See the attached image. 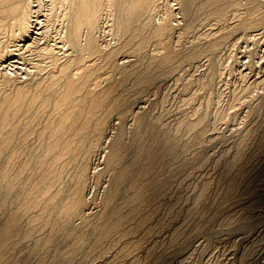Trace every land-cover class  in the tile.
I'll list each match as a JSON object with an SVG mask.
<instances>
[{
    "label": "bare ground",
    "instance_id": "bare-ground-1",
    "mask_svg": "<svg viewBox=\"0 0 264 264\" xmlns=\"http://www.w3.org/2000/svg\"><path fill=\"white\" fill-rule=\"evenodd\" d=\"M40 1L0 0V264L57 238L64 258L95 230L110 242L87 261L119 243L104 264H220L203 256L226 239V264H264V173L258 189L250 173L264 155V0H46L39 14ZM36 47L48 62L32 60ZM224 70L240 83L220 108ZM100 150L92 172H111L92 221L88 173ZM209 162L192 194L179 187L164 202ZM74 217L82 235L64 232Z\"/></svg>",
    "mask_w": 264,
    "mask_h": 264
},
{
    "label": "rangeland",
    "instance_id": "rangeland-1",
    "mask_svg": "<svg viewBox=\"0 0 264 264\" xmlns=\"http://www.w3.org/2000/svg\"><path fill=\"white\" fill-rule=\"evenodd\" d=\"M34 3H36V2H34ZM47 3H46V0H44V2H43V4H42V0L40 1V6L38 7V13L40 14H43V13H46V12H48L49 11V9H48V5H46ZM48 16H49V13H48ZM42 17V16H41ZM48 21H49V18L47 19V21H46V27H47V24H48ZM50 22V21H49ZM105 24H103L102 26H101V28H100V30H104L105 29ZM52 28H54V27H52ZM51 28V29H52ZM38 31H40V30H38ZM38 35V36H37ZM36 37H40V34H36L35 35ZM46 37H47V35H44V36H42V39H40L42 42H43V44L45 45V39H46ZM39 40V41H40ZM40 41V42H41ZM242 41H244V40H242ZM53 42V40H50V42L48 41V43H52ZM114 42V41H113ZM240 46H241V43H240V41L239 42H234V44L232 45V48H231V51L232 52H234V50L236 51V54L238 55V56H240V52H239V50H240ZM38 49H40L39 47H36L33 51H32V53H31V57L33 58L32 60H35V59H38L39 61H43V62H48V59H49V57H41V58H39V55H37V54H35V52H36V50H38ZM257 51L259 52V53H264V45H261L260 44V46L258 47V49H257ZM241 59V57H239V60ZM242 59H243V57H242ZM239 63H241L240 61H237V64H239ZM241 67V66H240ZM240 67H238L237 69H239ZM47 69V66H45V68L42 70V71H45ZM40 71V70H39ZM236 72V70L234 71H229V70H224L223 71V73H222V75H221V77H220V82H221V86H220V88L221 89H223V91H222V96H221V98H220V100H219V103L218 102H216L215 104L217 105V106H219L220 108L222 107V106H224V103H225V101H226V98H227V95H226V93H225V90L227 91L228 89H231L235 84H238V83H240V79L238 78V75H237V73H235ZM264 73V68H260V70H259V72H258V74H263ZM261 90V89H260ZM260 90H259V93H260ZM262 91V90H261ZM262 106V105H261ZM259 107V109H261V107L260 106H258ZM262 107H264V106H262ZM172 117H173V115H172ZM113 119H114V116L111 118V120H110V122L108 123V127H109V125L111 124V122L113 121ZM116 121V120H115ZM241 121V120H240ZM242 122V121H241ZM243 124V123H242ZM229 141L232 139V137H229V138H227ZM228 140H226V142L228 143L229 141ZM221 147V145L220 146H218L217 147V149H219ZM97 152V151H96ZM96 152H94L93 154H92V156H93V158H91V162H92V164H91V166H90V169H91V172H89L88 174H89V178H88V184H87V198H89L88 199V202H89V204H88V206H92L91 207V210H92V212L94 213L93 215H91L89 218H91V220L92 221H95L96 219H97V217H98V214H97V211H98V209L100 208V203H101V200H102V195H103V190H104V186H106L109 182V173L108 172H111V171H109V170H106V169H102L101 170V172L99 173V175L97 176V173H93L92 172V170H93V166L94 165H96V163H99L98 164V167H102L103 165L101 164V156L99 155L100 154V152H101V150L99 151V152H97V154H96ZM38 155L40 154V150H38L37 152H36ZM99 155V156H98ZM96 157V158H95ZM264 155H260V157H258V159L256 160V162H255V164L256 165H254V167H252L253 169H251V171H250V173L252 174V176H254V175H257V173H258V175L259 176H257V177H255L256 179H254L253 180V184H255L256 182H258V184H261L262 182V180H259L261 177H262V175H263V173H264ZM98 158V159H97ZM101 158V159H100ZM262 159V160H261ZM94 160V161H93ZM210 162H211V160H210ZM207 163V164H204L202 167H201V169L199 170H197V169H192V168H189V171H187L186 172V175L188 174V172H190L191 171V173L188 175V176H186L187 178H186V180H184V181H182L181 182V184H178V187L176 188V187H174L173 188V190H175V191H173V192H171L169 195H171V197H169V196H167V198L165 197V203H167L166 201H168V200H166V199H169V198H171V199H173V197H174V193L176 192V191H178V189H179V187H185L184 188V193L185 192H187L188 194H192L193 193V189L192 188H194L193 187V184L194 183H197L199 180H201V177H204V176H207V175H210V174H212L214 171L212 170V166H211V163ZM257 163H259V164H257ZM100 165H102V166H100ZM208 166V167H207ZM210 166V167H209ZM257 166H258V168H257ZM260 166H261V168H260ZM204 167V168H203ZM69 170L67 171V173L62 177V179L60 180L61 181V186L63 187L62 188V192L60 193V197H59V205H58V207H60V205L62 204V203H64L65 201H67L68 200V195H69V191H70V189L73 187V182L70 180V178H69V173L71 172V169H72V171H73V166L72 165H70L69 167ZM191 169V170H190ZM209 169V170H208ZM254 169H255V171H254ZM258 171H257V170ZM193 170V171H192ZM211 170H212V172H211ZM209 171V172H208ZM253 171V172H252ZM262 171V172H261ZM211 172V173H210ZM197 173V174H196ZM260 173V174H259ZM262 173V174H261ZM105 174V175H104ZM195 174H196V176H195ZM206 174V175H205ZM28 176V171L27 172H25L19 179H18V182L19 183H21V181L23 180V179H25L26 177ZM68 176V178H66ZM194 176V177H193ZM102 177V178H101ZM66 178V179H65ZM108 178V179H107ZM64 179V180H63ZM107 180V181H106ZM66 181V182H65ZM194 181V182H193ZM63 182V183H62ZM65 182V183H64ZM106 182V183H105ZM187 182V183H186ZM192 182V183H191ZM102 183V184H101ZM251 183V186L253 187V184ZM63 184V185H62ZM105 184V185H104ZM100 185V186H99ZM103 185V186H102ZM181 185V186H180ZM256 185H257V183H256ZM255 187H257L256 189H258L259 187L261 188V186L259 185H257V186H255ZM100 189H102V190H100ZM102 191V192H101ZM91 192V193H90ZM192 192V193H191ZM174 195H173V194ZM101 194V195H100ZM249 194V193H248ZM62 195V196H61ZM100 195V196H99ZM256 195L259 197V198H261V194L260 193H257L256 192V194L255 193H251V194H249V196H250V198L249 199H252V200H255V199H253V198H256V199H258V197H256ZM241 196H245V194L244 195H241ZM249 196H247V198L249 197ZM100 199V200H99ZM262 199H263V201H264V196H262ZM65 200V201H64ZM189 200H191V199H189ZM189 200H185V201H183L182 199H179V202L180 201H182V203H183V205L184 206H186L187 204H188V202H189ZM94 202V203H93ZM163 202V203H164ZM93 203V204H92ZM97 208V209H96ZM256 209H258V208H256ZM162 212H164V207L162 206V210H161V207L158 209V211H157V213L159 214V215H162L161 213ZM109 216V213H106V217H108ZM74 223H75V225H68V228H66L65 230H64V232H66V230L68 229L69 231H71V229H72V234H73V236H79V235H82V232H83V229H81V228H79L80 227V225H78L77 223L80 221V219H79V217H74ZM59 222H56V224H58ZM76 226V227H75ZM78 226V227H77ZM71 228V229H70ZM85 229V228H84ZM98 229V228H97ZM169 229H170V227L169 226H167L162 232H160L159 234H162V236H165V234L169 231ZM50 230V227L47 229H45L44 231H43V234H46V233H48V231ZM74 230H76V232L74 231ZM166 230V231H165ZM96 231V232H95ZM93 233H90V234H87L86 236H83L84 238L82 239L83 241H84V243H82L77 249H75V251L73 250V251H71V252H73V253H71V252H69V254L67 253L66 254V256L64 257V258H58V257H55V255H54V252H55V250L57 251V252H61V251H63V249L65 248L66 249V244H64V243H62L61 241H60V239H56L55 241H57V242H55L54 244H52V245H50V246H48V247H46L45 249H43V250H41V251H39V252H36V251H33V244L30 242V243H25L24 244V246L23 247H21L20 249V251H18V252H16V254H14L11 258H10V260L7 262V264H104V263H106L107 262V260H109L110 258H112L113 257V255H114V251L116 250V248L118 247L117 245L119 244H114V245H112V247L109 249L110 251H108L106 254H105V256L102 258V256H97V257H95L94 259H92L91 261H87L90 257V254H92V253H94V252H96L97 251V249L99 248V246H101V245H105L107 242H110V240L108 241V240H106V242L105 241H103L102 243H100V244H98V238H99V231L98 230H95ZM78 232V233H77ZM81 234H80V233ZM94 235V236H93ZM157 234L155 233V236H156ZM226 237L227 235H222V237ZM75 238V237H74ZM85 239V240H84ZM95 240V241H94ZM201 240H203V238L201 237V238H199L198 239V241L197 242H201ZM86 241V242H85ZM88 242V243H87ZM196 242V243H197ZM59 243H60V245H59ZM86 243V244H85ZM228 240H222V242H221V246L220 247H217L216 249H215V247H214V249H212V254H207V255H205L206 253H204V256H203V260H207V262L208 263H210V262H212V261H214V260H216L217 261V263L218 262H220V261H224V262H221L220 264H226L225 262L228 260L227 259V257H229L230 256V254H228L229 252H230V250L228 249ZM86 245V246H85ZM84 246V247H83ZM95 246V247H94ZM97 246V247H96ZM264 245H262V246H258V249H257V251L256 252H260L259 254H261V255H263L264 254V247H263ZM58 248V249H56V248ZM115 247V248H114ZM225 247H227V249L225 250V253L223 254V249H225ZM49 249H50V251H49ZM81 249V250H80ZM89 249V250H88ZM214 250V251H213ZM28 251V252H27ZM47 251V252H46ZM52 251V252H51ZM84 251V252H83ZM188 251V249H186V252ZM56 252V253H57ZM78 252V253H77ZM109 252H110V254H109ZM185 252V253H186ZM43 253V254H42ZM46 253V254H45ZM52 253V254H51ZM90 253V254H89ZM211 253V252H210ZM51 255V256H50ZM70 255H72V256H70ZM83 255V256H82ZM111 255V256H110ZM76 256V257H75ZM258 256V255H257ZM70 257V258H69ZM72 258V259H71ZM98 258V259H97ZM226 258V259H225ZM64 259V260H63ZM85 259V260H84ZM97 259V260H96ZM222 259V260H221ZM224 259V260H223ZM43 260V261H42ZM44 260H46V261H44ZM84 260V261H83ZM194 258L193 257H191L190 259H189V261H188V258L186 259V261H187V263H191V262H193V264H195V262H194ZM219 260V261H218ZM81 261V262H80ZM102 263H101V262ZM172 261V262H171ZM170 261V264H177V261H175V259H173V260H171ZM196 262H197V260H195ZM52 262V263H51ZM124 262H126V259H124V257H123V259L122 258H120L119 257V259L118 258H116L115 259V261H114V263L113 264H125ZM259 263H262V260H255L254 261V264H259Z\"/></svg>",
    "mask_w": 264,
    "mask_h": 264
}]
</instances>
